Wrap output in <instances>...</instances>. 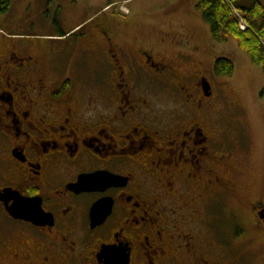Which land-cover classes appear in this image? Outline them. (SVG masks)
<instances>
[{"label":"flooded vegetation","instance_id":"flooded-vegetation-1","mask_svg":"<svg viewBox=\"0 0 264 264\" xmlns=\"http://www.w3.org/2000/svg\"><path fill=\"white\" fill-rule=\"evenodd\" d=\"M104 9L22 0L0 22L16 31L0 30V264H245L211 226L226 231L230 201L264 229V199L237 198L217 115L231 97L209 80L205 49L186 54ZM98 172L115 184L73 189ZM4 191L33 199L42 221L13 218ZM103 199L110 210L91 226Z\"/></svg>","mask_w":264,"mask_h":264},{"label":"rangeland","instance_id":"rangeland-1","mask_svg":"<svg viewBox=\"0 0 264 264\" xmlns=\"http://www.w3.org/2000/svg\"><path fill=\"white\" fill-rule=\"evenodd\" d=\"M22 0H11L10 9L0 15V22L5 21ZM95 11L104 9L121 16H129L134 23L142 24L152 37L162 36L166 40H177L186 54L193 50L205 49L207 64L204 68H210L213 75L206 72L209 80L229 95L226 102L219 100L224 114L223 128L227 130V149L230 160L234 164L236 173L234 181L238 187L239 200L244 202L255 199L259 194L264 199V72L258 65L251 63L249 56L243 51L238 41L234 38L225 43H216L211 39L210 28L202 15L196 10V0H91ZM254 0H240V4L249 6ZM237 19L239 31L247 32L240 28L237 14L244 17L239 10H231ZM243 20L247 23L245 18ZM143 22V23H141ZM0 30L5 34L16 31H7L0 24ZM56 35L60 32L54 29ZM169 41V40H168ZM166 44V43H165ZM175 62L177 53L167 50L164 54ZM226 57L234 64V71L230 76H217L212 70L214 58ZM213 81H217L218 84ZM166 98V97H165ZM165 100L164 98H160ZM228 199H232L229 197ZM237 200V199H236ZM225 218L226 231L224 233L211 226V233L220 240L225 241L231 253L228 258H242L245 264H264V229L257 223L256 216L247 204L228 202ZM234 208L237 217L228 211ZM211 235V234H210ZM211 236V240L212 237ZM236 238V245L232 240ZM218 240V241H219ZM231 246V247H230ZM239 255V256H238Z\"/></svg>","mask_w":264,"mask_h":264},{"label":"trees","instance_id":"trees-1","mask_svg":"<svg viewBox=\"0 0 264 264\" xmlns=\"http://www.w3.org/2000/svg\"><path fill=\"white\" fill-rule=\"evenodd\" d=\"M10 5L11 0H0V15L7 13ZM195 8L208 23L214 42L236 39L251 63L260 66L264 72V0H254L249 6L241 5L240 0H196ZM233 8L244 16L249 31H239L237 19L231 11ZM213 70L217 76H230L234 64L226 57L215 58Z\"/></svg>","mask_w":264,"mask_h":264},{"label":"water","instance_id":"water-1","mask_svg":"<svg viewBox=\"0 0 264 264\" xmlns=\"http://www.w3.org/2000/svg\"><path fill=\"white\" fill-rule=\"evenodd\" d=\"M206 89V88H205ZM116 176L101 172L80 176L73 189L80 191L104 190L107 186L115 184ZM3 196H9L13 199L11 206L7 207L8 213L15 219H23L33 223H39L43 219V211L39 205H35L33 199L22 198L20 196L8 194L4 191ZM111 203L99 200L93 204L90 209L91 226H95L103 220L110 210ZM264 221V214L261 215ZM126 257H119L113 264H127Z\"/></svg>","mask_w":264,"mask_h":264},{"label":"built area","instance_id":"built-area-1","mask_svg":"<svg viewBox=\"0 0 264 264\" xmlns=\"http://www.w3.org/2000/svg\"><path fill=\"white\" fill-rule=\"evenodd\" d=\"M240 18V20H239V25H240V28L241 29H245V28H248V26H247V24L245 23V21L241 18V17H239Z\"/></svg>","mask_w":264,"mask_h":264}]
</instances>
